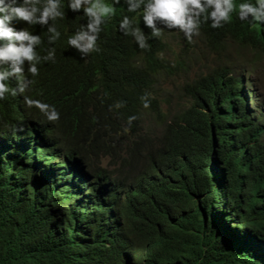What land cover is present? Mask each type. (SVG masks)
I'll return each mask as SVG.
<instances>
[{"label":"trees","instance_id":"1","mask_svg":"<svg viewBox=\"0 0 264 264\" xmlns=\"http://www.w3.org/2000/svg\"><path fill=\"white\" fill-rule=\"evenodd\" d=\"M83 22L80 14L65 7V18L57 23L62 31L71 32ZM30 30L41 36L42 47H48L47 34L39 25ZM200 38L206 47L205 55H209V50L219 52L233 46L240 52L239 59H244L213 68L180 86L184 95L207 110L210 124L203 128L205 135L181 127V122L165 127L150 165L164 166L187 159L178 171L168 175L164 171L163 178L156 182L143 181L103 196L101 207L92 211H86L88 203H74L70 218L51 212V218L66 225L65 238L54 236L48 240L38 234L37 220L17 198L11 174L21 169L22 162L10 157L17 152L15 141L24 133L53 135L58 128L64 138L58 135L57 141L48 138L41 142L45 152L60 155L66 145L67 155L62 164L71 165L72 171L61 174L70 182L67 190H92L85 173L86 156L90 155L71 138L89 131L93 144L101 147L96 149L100 158L121 156L125 161L129 158L133 165L130 156H134V151L123 152L118 145V135L125 131L119 121V114H123L119 112L139 117L144 109L139 97L149 93L147 109L157 113V101L151 95L155 81L163 76L189 73V57L167 63L165 57L156 54L165 50L166 44L150 40L149 51L154 50L155 54L138 51L130 37L121 35L118 27H111L101 33L100 51L87 62L66 43L57 41L56 62L41 67L36 83L42 85L41 99L54 104L60 112L58 122L46 121L36 110L21 113L18 106L6 100L0 102V130L4 138L0 142V264H264L263 101L258 98L256 110L250 109L251 81L238 74L258 70L259 59L264 58V26L255 31L233 16L220 29L204 24ZM183 42L184 49L195 48L184 39ZM113 54L127 59L114 56L99 60L102 55ZM137 56L142 57L141 61L130 63ZM112 98L131 104L117 108ZM86 109L92 110L95 121L81 116L79 111ZM185 111L176 119L183 117ZM125 124L128 125L127 119ZM92 148L95 149L93 145ZM25 155L34 156L35 150H26ZM24 159L29 166L22 170L34 171L35 160ZM31 187L36 188L37 184L32 183ZM203 198L211 205L208 211ZM222 220L227 229L230 224L236 225L232 228L233 233H238L236 237L226 238L219 228ZM139 226L143 228L137 229ZM245 231L252 240L247 245L237 243L236 238Z\"/></svg>","mask_w":264,"mask_h":264},{"label":"clouds","instance_id":"2","mask_svg":"<svg viewBox=\"0 0 264 264\" xmlns=\"http://www.w3.org/2000/svg\"><path fill=\"white\" fill-rule=\"evenodd\" d=\"M65 7L69 12L80 14L84 18V22L71 32L62 31L57 23L65 18ZM233 16L242 24L246 23L252 30L259 31L261 26H264V0H0V102L6 100L10 105L18 106L21 113H26L27 109L36 110L46 121L58 122L61 118L60 112L54 104L41 99L44 95L41 91L42 85L40 82L36 83L41 67L44 64L56 62L55 44L57 41L66 43L68 48L79 54L82 61L87 62L93 53L100 51L98 41L101 39V33L111 27H118L120 34L130 37L139 49L138 51H149L148 41L150 40H158L166 44L165 50L158 51L156 54L165 57L167 63H173L178 58L186 57L188 50L184 49L183 39L190 44L194 43L197 47L198 43L195 42L201 39V28L204 24H207L210 29H220L229 24ZM17 23L23 26L17 28L15 26ZM33 25H39L46 32L48 47H42L41 36L30 30ZM169 36L175 39H170ZM174 45L183 46L182 55L184 57L173 52ZM204 48L206 50L205 46ZM149 52L155 54L154 50ZM114 56L126 58L122 54H113L102 55L99 60L111 59ZM141 59L142 57L139 59L137 56L135 62L130 63L135 64ZM208 60L209 55L204 53L202 63H207ZM207 72L206 69L195 78L186 76L185 79L195 81ZM253 74L255 73L251 75ZM185 75L181 74L177 77L180 79ZM168 78L163 76L156 80L151 90L152 97L157 101V113L150 110L154 116V123L164 127H173L181 122V127H187L192 132L199 131L205 135L203 128L210 124L207 110L196 105L191 97H189L190 104L183 110L170 117L167 115L164 107L167 104L170 105L173 100L169 89L170 84L164 83ZM181 91L184 95L183 89ZM112 99L117 108L131 104V102ZM139 100L144 109L149 108L151 100L149 93L142 94ZM263 106L264 102L261 107ZM184 110L186 111L183 117L176 119ZM79 113L86 121H95L92 110L86 109ZM119 113L123 114L119 116L124 117V120L120 122L124 130L128 126L125 124L126 119L129 125L138 119L127 112ZM125 115L129 117L126 118ZM121 133L125 131L119 133L118 145L122 147L123 152L133 150L131 155L134 156H130L133 165L128 161L117 159L118 169L114 168L111 163L115 156L100 158L96 149L101 147L93 144L94 138L90 137L89 131L84 132L85 135L79 132L71 138L79 148L84 149L90 155L86 156L88 165L85 166L87 170L85 173L92 187V190L82 189L74 193H69L67 187L70 182L66 179V175L61 174L64 171L68 173L72 171L71 165L63 166L62 164L63 157L67 155L66 145L64 149H61L62 154L54 155L45 152V146L41 144L45 140L48 141V138L57 141L58 135L60 139H63V132H58L57 128L53 135L45 132L24 133L15 141L17 152L11 153L12 160L22 162V167L29 166L25 157L33 158L36 162L32 166L34 171L22 170L21 167V169H16L11 176L12 187L17 198L30 216L37 220L38 234L46 236L48 240L54 236L65 238L67 236L66 225L59 219L51 218V212L67 214L70 218L74 212L70 208L74 204L69 203H79L84 206L88 203L86 211L95 210L101 207V197L110 196L125 187H135L143 181L156 182L163 178L164 171L168 172L167 175L173 170L178 171L187 160L180 158L164 166H151V155L160 144L150 142L145 134L130 132L129 136H122ZM104 138L109 143L108 139ZM29 149L35 150L34 156L25 155V151ZM108 158L110 159L106 164L101 163L103 159ZM226 160L232 161V159ZM96 161L100 163V167L96 166ZM121 164L130 170L129 176L121 172V167H123ZM32 183L37 184V187L32 188ZM112 189L113 191H110ZM204 201L208 211L211 205L206 200ZM142 228V226L137 227V229ZM219 228L222 229L227 239L238 235V233H233L232 228L227 229L223 220ZM236 239L237 243L244 242V245H247L249 239L252 240L246 231ZM241 246L238 248L242 251Z\"/></svg>","mask_w":264,"mask_h":264},{"label":"rangeland","instance_id":"3","mask_svg":"<svg viewBox=\"0 0 264 264\" xmlns=\"http://www.w3.org/2000/svg\"><path fill=\"white\" fill-rule=\"evenodd\" d=\"M169 37L170 39H175L173 36H169ZM195 43H198V47L189 49L186 52V57H189L188 62H187V65L190 66L189 73L186 74L185 76L180 77V79L175 75L173 77L168 78V80L164 82L167 85L170 84L169 89H170L171 94L173 95V100L171 104L170 105L167 104L164 107V110L165 111L167 110V115L169 117L173 115L174 113L183 110V108L188 106L191 102L188 96L182 94L181 90L183 87L180 88L181 85H184L190 82L189 79H185L186 76L195 78L197 77L199 73L204 72L206 69L209 71L213 68L222 67L233 61L236 62V61L244 60L242 57L241 59H239L240 52L238 49H236L233 46H229L227 49H223L219 52H213L209 50V60L207 63L203 64L202 59L205 53V48H204L202 39H198ZM172 50L176 55L184 57L182 55L183 46L174 45ZM259 61H260V64L257 67L258 70L255 72V74L253 75H251L250 73L245 74V73H242V71L240 73L241 76L246 77L247 79L251 81L250 83V87H251L250 88L251 90L250 109L252 111L256 110V107H255L256 99L259 98V99L264 100V58L262 57L261 59H259ZM203 66H205L206 69ZM262 109H264V106L262 107ZM256 117L259 118V115L256 114ZM123 120H124V117L120 116L119 121L122 122ZM261 120H264V117L261 118ZM164 128L165 127L162 126L161 124L154 123V116L152 115L149 109H143L138 119L132 121L131 125L128 124V126L125 127V133H123L122 136L124 135L129 136L130 132L141 133V134L147 135V139L150 142H153L154 144H160L161 140L164 137V131H163ZM118 143H119V140H118ZM118 157H120L119 161L122 160L121 156H116L113 160H111L113 167L116 169H118V165H117ZM109 159L110 158L103 159L101 163L106 164V162ZM95 163L97 167H100L99 162L96 161ZM121 172L125 176L130 175V170L127 167H124V166L121 167ZM70 204H74V203H70ZM229 226L231 228L236 227V225L234 224H230Z\"/></svg>","mask_w":264,"mask_h":264},{"label":"bare ground","instance_id":"4","mask_svg":"<svg viewBox=\"0 0 264 264\" xmlns=\"http://www.w3.org/2000/svg\"><path fill=\"white\" fill-rule=\"evenodd\" d=\"M241 71H238V74L241 76ZM237 77V76H236ZM242 77V76H241ZM4 138L2 137V135H1V130H0V142H2V140H3Z\"/></svg>","mask_w":264,"mask_h":264}]
</instances>
